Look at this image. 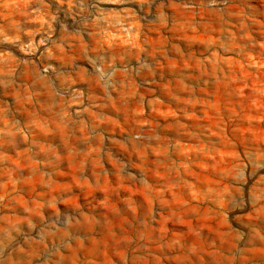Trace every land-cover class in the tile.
I'll return each mask as SVG.
<instances>
[{
    "label": "rangeland",
    "instance_id": "374dc122",
    "mask_svg": "<svg viewBox=\"0 0 264 264\" xmlns=\"http://www.w3.org/2000/svg\"><path fill=\"white\" fill-rule=\"evenodd\" d=\"M0 264H264V0H0Z\"/></svg>",
    "mask_w": 264,
    "mask_h": 264
}]
</instances>
